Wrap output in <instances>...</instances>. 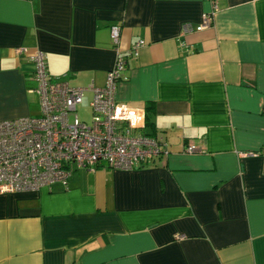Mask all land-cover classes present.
Returning a JSON list of instances; mask_svg holds the SVG:
<instances>
[{"label":"crops","instance_id":"obj_1","mask_svg":"<svg viewBox=\"0 0 264 264\" xmlns=\"http://www.w3.org/2000/svg\"><path fill=\"white\" fill-rule=\"evenodd\" d=\"M35 50L77 88L124 55L115 99L167 154L0 195V264H264V0H0V122L39 113Z\"/></svg>","mask_w":264,"mask_h":264},{"label":"built area","instance_id":"obj_2","mask_svg":"<svg viewBox=\"0 0 264 264\" xmlns=\"http://www.w3.org/2000/svg\"><path fill=\"white\" fill-rule=\"evenodd\" d=\"M212 17L211 11L202 14L195 31L208 28ZM119 30L118 26L110 27L114 47ZM142 45V41L133 45L129 56H137ZM27 58L32 66V92L38 97L39 113L0 122V195L34 192L53 183L65 187L73 169L103 166L131 171L167 154L161 138L137 132L144 125L143 113L115 99L118 83L126 79L122 76L124 55L116 52L102 87L90 84L85 88L69 86L65 75H50L42 52L35 50ZM85 92L92 94L91 100L86 101ZM77 107L89 108V124L77 117ZM196 151L192 144L182 148L183 154Z\"/></svg>","mask_w":264,"mask_h":264},{"label":"rangeland","instance_id":"obj_3","mask_svg":"<svg viewBox=\"0 0 264 264\" xmlns=\"http://www.w3.org/2000/svg\"><path fill=\"white\" fill-rule=\"evenodd\" d=\"M75 114L77 115V117L80 120H84V121H87L89 123L90 116H89V112L87 109H77Z\"/></svg>","mask_w":264,"mask_h":264},{"label":"trees","instance_id":"obj_4","mask_svg":"<svg viewBox=\"0 0 264 264\" xmlns=\"http://www.w3.org/2000/svg\"><path fill=\"white\" fill-rule=\"evenodd\" d=\"M149 108H150V107H149ZM149 108H148V109H149ZM148 109H147V110H148ZM147 119H148V118H147V115H146V117H145V121H147Z\"/></svg>","mask_w":264,"mask_h":264}]
</instances>
